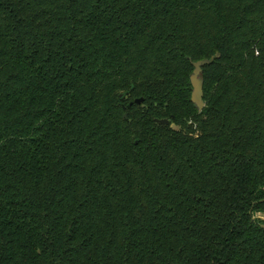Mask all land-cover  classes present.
Wrapping results in <instances>:
<instances>
[{
	"label": "trees",
	"instance_id": "trees-1",
	"mask_svg": "<svg viewBox=\"0 0 264 264\" xmlns=\"http://www.w3.org/2000/svg\"><path fill=\"white\" fill-rule=\"evenodd\" d=\"M0 264H264V0H0Z\"/></svg>",
	"mask_w": 264,
	"mask_h": 264
},
{
	"label": "water",
	"instance_id": "water-1",
	"mask_svg": "<svg viewBox=\"0 0 264 264\" xmlns=\"http://www.w3.org/2000/svg\"><path fill=\"white\" fill-rule=\"evenodd\" d=\"M209 62L207 61H200L197 63H194V72L191 76V84H192V98L191 101L194 105L197 106L199 111L201 112L205 107L204 102V82L201 78L202 68L206 65H208ZM143 102V99H139L136 101L137 104H141ZM157 123L165 126L170 125V121L167 119L164 120H157Z\"/></svg>",
	"mask_w": 264,
	"mask_h": 264
}]
</instances>
